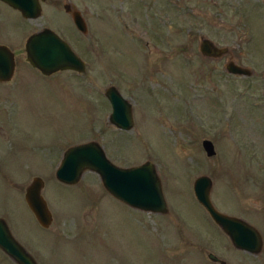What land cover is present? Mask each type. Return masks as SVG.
Wrapping results in <instances>:
<instances>
[{"label":"rangeland","instance_id":"obj_1","mask_svg":"<svg viewBox=\"0 0 264 264\" xmlns=\"http://www.w3.org/2000/svg\"><path fill=\"white\" fill-rule=\"evenodd\" d=\"M45 3L42 16L29 22L1 5L0 42L14 41L26 61L28 38L49 28L83 58L87 71L44 77L22 65L14 82L0 86V105L50 104L52 118L69 123L52 126L42 120L51 118L48 112H30L25 128L18 125L14 131L9 122L5 132L14 141L19 130L30 129L33 145L73 141L72 128L78 131L74 144L98 142L119 167L153 163L171 217L122 204L93 172L76 185L61 184L51 172L57 159L44 151L43 169L0 172V216L14 237L38 264H212L205 250L228 264L240 261L199 204L194 184L199 177L210 178L217 210L248 217L264 237V0ZM67 3L81 13L87 35L65 11ZM202 37L229 54L205 58L199 50ZM230 60L254 75L228 74ZM111 86L132 104L130 131L110 124L105 93ZM204 140L213 142L215 156H207ZM38 177L45 181L50 229L39 225L25 200L26 187ZM254 262L264 264V255ZM0 264L15 263L0 250Z\"/></svg>","mask_w":264,"mask_h":264},{"label":"water","instance_id":"obj_2","mask_svg":"<svg viewBox=\"0 0 264 264\" xmlns=\"http://www.w3.org/2000/svg\"><path fill=\"white\" fill-rule=\"evenodd\" d=\"M19 11L28 20H37L42 16V3L48 0H0ZM71 15L77 29L84 35L88 34L87 23L81 13L72 3L64 6ZM7 50L0 47V53ZM205 58L221 59L229 54L228 48H219L212 40L202 37L199 47ZM27 61L45 76H51L60 71L86 72V64L73 50L68 42L63 40L52 29L44 28L33 34L26 44ZM12 56V54H11ZM13 58V56H12ZM230 75L252 77L254 72L230 60L226 67ZM4 70L2 54H0V72ZM13 73L11 62L9 69ZM12 75L0 79L10 80ZM112 113L110 124L122 131H130L134 127L132 104L124 98L121 92L111 86L106 90ZM203 148L208 157L216 155L212 141L204 140ZM86 172L99 175L104 189L116 200L126 206L146 213L166 215L169 213L167 200L163 192L162 181L156 166L146 162L140 166L123 168L115 165L107 156L105 149L96 141L80 144L67 152L57 174L59 182L66 185H76ZM45 182L42 178H34L26 189L25 200L34 214L37 222L45 229L53 223V216L47 201L42 195ZM213 182L206 176L199 177L194 184L195 196L205 208L213 221L231 238L237 249L250 251L254 254L261 252L263 238L254 227L241 219L224 214L217 210L211 199ZM0 250L15 264H38L35 258L14 237L7 221L0 218ZM211 259L219 261L211 255Z\"/></svg>","mask_w":264,"mask_h":264},{"label":"flooded vegetation","instance_id":"obj_3","mask_svg":"<svg viewBox=\"0 0 264 264\" xmlns=\"http://www.w3.org/2000/svg\"><path fill=\"white\" fill-rule=\"evenodd\" d=\"M45 4H43V6ZM1 5L5 6L7 8L9 15L18 13L19 15H21V17H23L19 11L13 9L9 5H7L6 3L0 1V7H1ZM1 8H3V7H1ZM0 13H1V10H0ZM23 19H25L29 22L28 19H26L24 17H23ZM0 23H2V21H0ZM88 31H89V29H88ZM36 33H38V32H36ZM7 42L8 43L0 42V47H5L7 49V50L3 51L2 53H0V54H2V60L4 62V70L0 72V77H2L3 79L8 77L9 75L10 76L12 75V77L10 80L0 79V86H8L12 82H14V80L17 77H19L22 65H25V64L27 66H30L33 69L37 70L44 77H52V76H55V75H57L59 73H63V72H74V73H77L79 75L86 73V72L85 73H78L76 71H60V72L54 73L51 76H45L38 69L34 68L27 61V58L25 61V60H23V58L19 57V55L16 53V51L14 49V47H15L14 41H11V42L7 41ZM26 44H27V41H26ZM26 44H25V50H26ZM199 47H200V45H199ZM11 54H12L13 58H12ZM82 60H83V58H82ZM11 62L14 66L13 73H10V71H9V69L11 67ZM85 64H86V71H87V63L85 62ZM22 78L24 79V83L29 82V80L26 77H22ZM27 92H28V89H27ZM22 94H24V93H22ZM16 98H17V96H16ZM16 103H10L9 104L10 106H8V105H2L1 106L0 105V137L5 139L3 141H0V147H1L0 150L3 151L2 148L5 149V152H3L4 154L0 156V172L9 173L12 171V169L14 171H15V169H18V171L16 170V172H18V173H23V171H26V173H30L33 169H38V168L43 169L44 168L43 163H45V162H42L41 154H43L44 151H46V153H44V156H49L51 159L55 158L54 160L57 159V161L53 164L52 171L50 168V171L52 173H55V176H56L67 152L70 151V149H72V148H74L80 144H83V143H75V144L73 143V141L75 140L74 137H76V135L78 134V131L76 129L72 130V128L68 129V133L69 132H71V134H72V132L74 133L73 136H71L67 133L69 136H71V138L73 140V141H71L70 137L66 138V140L69 139L71 141L70 144H67L68 141L63 140L62 142H58V141H55V142L54 141H52V142L33 141V145H31L32 140H30V129H27V128H26L27 131L19 130L18 138L13 141V140H11V136L7 135V132H5L6 126H8L9 122L10 123L13 122L14 131L18 125L25 128L28 125V118L27 117H28V115H30V112L36 113V112L40 111V113L41 112L43 113V116H47L45 112H48L49 113L48 117H51V118H49L48 120H46V119H42V120L46 121L47 123H51L52 126H55V125L58 126L59 123L61 124L64 121L69 123V121L64 120V119L52 118L53 114H52V109L50 107L51 106L50 104L49 105H47V104H22L19 102H18V104H16ZM74 122L75 121H72V123L70 122L71 123L70 125H73ZM22 130H25V129H22ZM11 141H12V143H11ZM7 144H10V145L6 146ZM43 144H47L46 149H45ZM34 145H36V146H34ZM52 162H53V160L51 161V163ZM61 184H63V183H61ZM26 189H27V187H26ZM165 216L171 217L169 215H165ZM233 217L241 219L242 221L247 223L249 226L256 228L262 235V232L259 230V228H257V226L250 219H248V217H246V216H235V215ZM0 218L5 219L4 217H1V216H0ZM211 220H212V218H211ZM212 223L214 224V226H216L220 230V232L224 236H226L229 239L230 244L235 248L236 252L241 256L240 261L237 260V261H235L234 264H254L255 258H260L264 255V237H263V235H262L263 248H262L260 253L254 254L250 251L237 249L234 246L231 238L221 229V227L218 226L213 220H212ZM50 227L47 229H50ZM43 229H45V228H43ZM205 254L207 256L208 261L212 264H228L227 261L222 260L221 258H219L216 254H214L212 252H208L205 250ZM211 255L218 258L219 261H214L213 259H211Z\"/></svg>","mask_w":264,"mask_h":264}]
</instances>
